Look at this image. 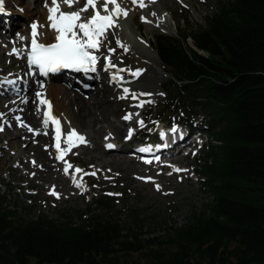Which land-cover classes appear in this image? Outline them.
<instances>
[{
  "label": "trees",
  "instance_id": "trees-1",
  "mask_svg": "<svg viewBox=\"0 0 264 264\" xmlns=\"http://www.w3.org/2000/svg\"><path fill=\"white\" fill-rule=\"evenodd\" d=\"M216 1L202 23L154 37L169 76L142 117L206 130L194 167L206 200L145 235L139 211L131 225L113 215L107 188L86 209L102 212L80 222L17 211L0 195V264H264V0Z\"/></svg>",
  "mask_w": 264,
  "mask_h": 264
},
{
  "label": "rangeland",
  "instance_id": "rangeland-1",
  "mask_svg": "<svg viewBox=\"0 0 264 264\" xmlns=\"http://www.w3.org/2000/svg\"><path fill=\"white\" fill-rule=\"evenodd\" d=\"M12 1L17 6L15 10L18 13L23 14L24 17H22L23 19L20 20L18 26L13 27L10 34L6 36L2 43V45L6 47L7 52L9 46L16 43V37L18 34H23L20 28L26 26L30 21V18L25 16V13L27 12L25 6L29 9H33L34 5L33 0ZM126 1L128 0H118V3L123 8L127 5ZM147 1L150 4V8L159 12L160 15L166 19L168 24L167 28L159 23H155L151 17L148 19V9L144 6L145 8L138 7L135 11L131 12L134 16L133 21L127 18L129 13L127 17L122 16L118 18L117 27L110 29L108 34H113L116 31L118 39L122 41L120 42L122 45L126 48L138 49L135 53L143 54V56L133 55L134 58L136 57V62L139 63L136 64L131 61L132 64L129 67L130 70L131 67L136 69L139 67L146 68V65H158L166 73L165 77L162 78L159 73V81L153 76H148V80H145V82V78H143L139 82L140 86L138 85L136 88L128 91L126 95L123 94L122 90L113 92L105 85L106 73H104L102 80L104 83L103 85H105L106 88H102L100 91L96 92L86 91L83 93L79 86L80 83L76 84L72 77V79L69 78V82L73 83V85L68 83L67 80H64L67 82L69 88H73L75 92H78L84 99H88L89 96H94L95 100L109 99V101H106L103 106H107V108L114 110V112L110 110L109 113V118L114 122L123 119L122 117L125 115L131 116L134 114V116H131L132 118L127 125H125L120 139H116L113 142L117 147H120V144H124V149H122L120 153L117 151H112V154H110L111 152H105L104 149L106 148V145H109L106 144L107 141H105L106 137L108 138L110 135L109 129L107 128L108 124L104 122L98 123L95 125V129L101 128L98 133H93L95 136L94 145L91 143L88 149L83 150L78 146L73 147V149L68 152V156L64 157L63 160L59 162L61 173L63 175V177L61 176V180H45L41 177L32 178L34 170L30 166H23L22 162L18 163L14 161L11 152H9L12 150L9 149L6 152V149L4 148V143L8 139V136H5V132L8 131L7 129L11 128L9 124L12 123V128L18 129L24 126H22V123H17L15 120L2 122V119H0V128L4 127L2 131L0 130V195L5 198L6 204L11 208H16L17 211L22 212L23 207H28V209H30L29 213L32 215L36 213H44L51 218L58 217L60 213L70 214L76 222H80L81 216L86 217L91 213L96 214L102 212L98 206L94 207V205H92L93 210L91 213L87 212L86 209L92 198L101 195L102 188H107L109 192L106 193L112 194L115 197L113 199V211L116 210V212L114 211L113 215L120 219L123 224L131 225L132 215L134 213L132 211H139L140 217L147 219L145 223L146 226L143 228L144 234L147 235L151 228L164 225L160 223L165 222L167 225H171L174 222L176 224L183 223L192 207L194 205H199L201 201L206 200L208 195L202 190L200 182L201 177L194 168L196 161L202 159L203 149L209 141L205 132L206 130L196 129L193 131L194 133H191L194 135L192 139L198 142L194 145L188 155H186V147L181 148V154H173L176 155L177 163H179L175 166V169L183 170L174 175L170 173L172 172V166L171 168H164L159 164L147 165L140 163L133 158L132 148L134 145L133 141L137 143H146L156 140L157 131L161 126H164V122L144 123L143 126L138 123V121H143L142 117L147 113L150 106L155 105L156 102L164 96L163 83L169 76V70H167V68L161 63L156 51L153 49L154 37L160 34L176 37L177 31L183 29L187 24L202 23L204 16L215 10L217 1ZM44 3L45 0H41V7L44 6ZM84 3L85 0H78L72 8L63 5L64 11H70L72 9L78 10L84 6ZM133 5L139 6L138 4ZM97 6L100 7L101 5L98 4ZM128 9L126 10L127 12L129 11ZM90 13H92L91 10ZM140 13H145L146 16H142L145 19L142 20ZM34 14L36 15L35 12ZM145 20L148 22H145ZM26 31L27 29H25L24 32L25 36H27ZM0 33L5 34L4 29L0 28ZM189 45H192L190 40ZM111 48L115 49L117 55H122V47L117 48L116 46L115 48L113 45ZM108 49V46H104L103 51L112 54L109 53ZM0 63V65L5 64V62ZM6 73L7 72H4L3 75V73L0 72V79L7 76ZM13 75H18V78L20 76L18 72ZM82 78L83 76L76 77L79 82H82ZM57 81L63 83V79H54L53 82ZM83 83L88 87V84L85 83V81H83ZM144 83L147 85L146 88H143ZM138 87L140 89H138ZM34 89L38 88H32L31 92L34 91ZM146 92L151 93L152 95H140L141 93ZM134 95L135 98H133ZM110 98H113L114 101L110 100ZM147 101H151V103H148ZM140 104H143V107H139L138 105ZM136 108H138L137 111H135ZM2 109V103H0V114ZM165 124L167 123L165 122ZM80 125H82V127ZM83 125L84 123L79 124L80 128L78 126V130L80 132L88 133L89 130L85 127L83 128ZM129 129L133 130V134L128 138L131 139V142L125 144V142L128 141L125 137L129 135ZM139 129H141V132L147 133L148 136L144 139H137L136 132ZM184 132L186 133L187 129ZM199 134L201 135L198 136ZM43 136L46 135L44 134ZM40 143L42 148L45 149L47 145L52 143V140L45 144L43 142ZM116 153H118V155ZM30 161V163H33L32 159H30ZM66 163L71 165L68 169V174H65L63 171ZM77 168L82 171L75 174L74 171ZM93 172L95 175H90V173ZM78 175H81L84 178L79 181L77 178ZM148 177H151V180L142 179ZM73 178H75L82 187H77ZM157 185H159V190H157ZM53 187L59 198H57V195L50 194Z\"/></svg>",
  "mask_w": 264,
  "mask_h": 264
},
{
  "label": "bare ground",
  "instance_id": "bare-ground-1",
  "mask_svg": "<svg viewBox=\"0 0 264 264\" xmlns=\"http://www.w3.org/2000/svg\"><path fill=\"white\" fill-rule=\"evenodd\" d=\"M20 1V0H19ZM33 9H29L25 6L26 13L25 16L30 18L29 22L26 26H22L20 30L23 34H19L16 37V43L12 45H8L9 49H7L4 45H2L3 41L5 40L6 36L10 34L11 30L14 26H18L20 24V20L23 19V14L18 13L15 8L17 7L16 4L12 0H5V10L8 11V15L0 16V28L4 29L5 34L0 33V62H5L4 65H0V72L3 73L7 72V76L2 77L0 79V103H2V112L0 114V119L2 122L6 121H13L15 120L17 123H22V128H12L13 124L10 123L9 126L11 128L7 129L8 131L5 132V136H8V139L4 143V148L6 152L11 149V155L14 158V161L20 163L22 162L23 166H30L34 170V177H41L43 179H52L59 181L61 180V167L59 162L61 160L56 159V149L54 147L55 140L53 139L54 134L52 131V125L49 123L48 128H44L42 124L43 119V110L46 106L39 105L38 99L35 96L36 89L31 92L32 88L37 87V85L33 82L32 77L30 79L25 80L22 77H26V73L28 72L29 67L27 66L25 57H23L22 53L20 56L9 55L8 53L11 51V48L16 47L19 51H27L26 45L28 42L30 43V24L33 21H38L41 24H47L46 16L47 11L45 7H41V0H33ZM198 1V0H196ZM13 2V3H12ZM126 7L123 9L127 10L129 16L128 19L131 21L134 20L132 11H135L136 8L139 6H134L131 0L126 1ZM207 2V1H206ZM145 6L147 7L149 14L148 19L151 17L155 23L161 24L163 27L167 28L168 24L165 18H163L159 12H156L152 8H150V4L147 0H144ZM162 6V5H161ZM31 7V6H30ZM62 10L64 11L63 4L61 5ZM122 7V6H121ZM135 7V8H134ZM145 8V7H144ZM168 8V7H167ZM29 9V10H28ZM76 10L72 9L71 11ZM36 13V15L34 14ZM141 17L146 16L145 13H140ZM147 14V15H148ZM86 17L92 15L90 11L83 14ZM147 19V20H148ZM132 23V22H131ZM25 29H27V36L24 35ZM40 31L43 35L40 37L41 42H54L56 33L54 31L49 30L47 27L41 28ZM140 35V33H139ZM20 36H23L24 39H20ZM143 38V37H142ZM116 40L118 39V35L116 31L113 34H108L107 40H105L104 45L101 47L100 52L96 53L97 55L101 56V60H103L104 56H110L112 58V62L116 65L115 68H111L108 71H104L101 67V64L98 63L97 65V72L95 73H84V77L82 78V82H79V86L82 89V92L86 91H100L102 88H106L108 86L113 92H118L122 90L123 94L126 95L127 93L124 92V89L127 88L128 91L136 88L139 85V82L144 79L147 81L148 76L156 77L157 81H159V73L161 74L162 78L166 76V73L162 70L160 66L156 65H146L145 67H139L136 69H143L144 71L139 77H133L130 72L135 71L136 69L131 67V61L133 63L136 62L135 56H143L142 53H135L136 49L127 48V51L122 48L121 52L122 55H117L115 52L112 54H108L107 51L104 52V46H108L111 48L113 45L117 48L120 47ZM120 42H122L120 40ZM124 43V42H123ZM29 45V44H28ZM132 45V44H131ZM131 47V46H130ZM142 52V51H141ZM117 61V62H116ZM1 64V63H0ZM144 66V65H143ZM119 69H125V71H119ZM19 73L18 75H13L14 73ZM118 72V75L122 77V79L112 80L111 76ZM11 75H8L10 74ZM106 73V83L102 82L103 75ZM28 76V74H27ZM80 76L76 75L75 77ZM54 79H60V76L56 77H49L47 81H45L44 88H38L39 91L43 92L44 97L48 99L52 104V114L59 118L61 123L62 129V136H61V148H66L67 145L63 143L64 133L69 128H75L80 134L84 135L87 143L86 144H79L78 147L80 149H88L95 141V136L93 133H98L100 128L95 129V125L98 123H107V128L109 129V137L105 140L107 141L106 144H110L114 146L113 142L116 139H120V136L125 125L129 122V120L121 119L118 122H114L109 118L110 110L107 106H103L106 101L109 99H94V96H89L88 99H84L82 96L79 95L78 92H75L73 88H69L68 86L64 85L62 82H53ZM72 79V78H71ZM53 80V81H52ZM11 81V82H9ZM88 84V87H84V83ZM32 82V83H31ZM151 84V83H150ZM140 86V85H139ZM150 86V85H149ZM147 85L144 83L143 88H146ZM138 89H140L138 87ZM136 91V90H135ZM150 91V90H149ZM21 93V94H20ZM78 93V94H77ZM147 93V92H146ZM104 97V96H103ZM34 100V101H33ZM110 100L114 101L113 98ZM27 101V102H25ZM38 106L40 107V111H37ZM136 108L135 111H137ZM114 112V110H111ZM131 116H134L132 114ZM132 118V117H131ZM70 122V123H69ZM83 128H87L89 132H80L78 130L79 124H82ZM33 128L34 130H38L40 134H34L28 130V127ZM82 127V125H80ZM79 126V128H80ZM4 129V127H3ZM171 130L169 132L161 131L163 136L173 134L174 141L170 144V146H162L160 150L166 156V160L172 163H177L176 155L173 154H181V148L183 143L189 141V144H192V136L188 135L187 133L181 131L178 126H175V131ZM92 132V133H91ZM44 133L46 136H43ZM52 140L50 145L47 147L42 148L41 143L43 142L48 143ZM125 144H129V141H126ZM124 144H120V147L115 148H105V152L112 154V151H117L120 153L122 151ZM159 150V151H160ZM166 151V153L164 152ZM69 152V151H68ZM64 156L67 157L68 153ZM118 153H116L118 155ZM35 157V158H34ZM160 156H154V160L157 161ZM152 157H146V160H150ZM152 158V159H153ZM30 159L35 161L34 163H30ZM161 159V157H160ZM29 160V161H28ZM176 165H172V169L175 168ZM75 170V169H74ZM64 171V168H63ZM69 171V170H68ZM26 172V171H25ZM76 174V170L74 171ZM25 175V174H24ZM80 176V175H78ZM78 178V177H77ZM79 181L81 179L78 178ZM76 184V183H75ZM82 187V186H81Z\"/></svg>",
  "mask_w": 264,
  "mask_h": 264
},
{
  "label": "snow or ice",
  "instance_id": "snow-or-ice-1",
  "mask_svg": "<svg viewBox=\"0 0 264 264\" xmlns=\"http://www.w3.org/2000/svg\"><path fill=\"white\" fill-rule=\"evenodd\" d=\"M77 2L78 0H50V2L49 0H45L44 7L47 11V24H41L38 21H33L30 24V46L27 51V64L29 68L35 67L38 69L39 74L42 76H46L50 73H57L62 69H68L75 72L95 73L98 70V63L101 64L104 71L116 67L110 56H104L103 60H101V56L96 53L100 52L105 40H107L109 30L117 27L118 18L122 16L127 17L128 12L120 6L118 0H85L84 6L78 10L67 12L62 10V4L72 8ZM131 2L133 4H138L141 8L145 6L144 0H131ZM98 4L101 6L98 7ZM4 5L5 0H0V15L8 14ZM90 10L92 15L85 18L83 14ZM143 19L145 18L142 17V20ZM145 22L148 21L145 20ZM44 27H47L49 30L56 33L54 42H41L40 37L43 33L40 29ZM20 39H24V37L20 36ZM116 43L127 51V48L122 45L119 40H117ZM108 51L109 53H113L115 52V49L109 48ZM8 54L19 57L20 51L16 47H13ZM119 71H125V69H119ZM143 71V69H136L135 71H131L130 74L133 77H139ZM29 75H31V73H29ZM111 79L117 80L122 79V77H120L117 72L111 76ZM38 83L39 87L43 89V82ZM124 92L127 93L128 89L125 88ZM140 95L150 96L152 94L141 93ZM35 96L38 99L39 105L46 106L43 110V127L48 128L50 122L55 127V136L53 139L55 140L54 147L57 152L56 159L63 160L64 155L73 147L87 143L84 135L80 134L75 128H69L64 133L63 139V143L67 145V147L61 148L62 129L60 120L52 115V104L44 97L43 92L37 91ZM133 98H135V95ZM147 102L151 103V101ZM138 106L143 107V104ZM40 110L41 109L38 106L37 111ZM122 118L124 120H130L131 116L125 115ZM138 123L141 126L144 124L142 120L138 121ZM0 130L3 129L0 128ZM28 130L34 134H40L38 130H34L30 126L28 127ZM172 130H176L175 126H173ZM132 131V129H129V135L126 136L125 139L130 138ZM107 147L111 148L113 145L109 144ZM145 150L146 149H140V151ZM33 163L35 164V161H33ZM70 167L71 165H68L67 163L65 164V174H68V169ZM81 171V169H76L77 173ZM175 171L182 170L175 169ZM32 175L35 174L33 173ZM90 175L94 176L95 173H90ZM73 179L76 186L81 187V184L76 181L75 178ZM142 179L151 180V177ZM157 190H159V185H157ZM50 194L57 195L54 191V187ZM57 198H59L58 195Z\"/></svg>",
  "mask_w": 264,
  "mask_h": 264
}]
</instances>
